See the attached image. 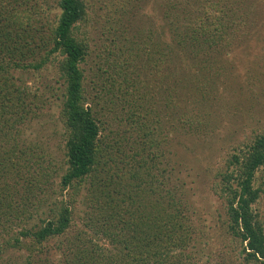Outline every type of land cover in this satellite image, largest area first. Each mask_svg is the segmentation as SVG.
<instances>
[{"label":"trees","instance_id":"16d2710c","mask_svg":"<svg viewBox=\"0 0 264 264\" xmlns=\"http://www.w3.org/2000/svg\"><path fill=\"white\" fill-rule=\"evenodd\" d=\"M93 2L58 0L59 15L45 21L35 9L41 6L37 0H8L0 6V264H18L5 259L12 249L28 253L23 264H53L35 257L52 239L67 238L76 205V198L68 197L84 188L92 213L86 228L67 239L60 264H196L189 252L196 234L190 208L177 185L168 187V170L159 159L166 155L168 133L181 129L172 117L184 110L180 95L187 102L192 98L179 78L184 61L204 48L215 50L222 41L234 45L242 28L240 9L226 0H207L185 30H161L155 39L152 28L129 27L121 20L114 28L119 6L107 1L102 16L103 33L109 35L107 59L91 71L89 81L83 65L92 48L78 32L89 22ZM121 2L123 14L130 16V0ZM24 5L36 12L30 14ZM54 61L64 87L63 173L43 167V155L20 145L21 127L36 119L39 106L37 92L21 78L18 84L13 73L39 71ZM108 114L129 122L119 124L125 130L112 132L105 124ZM236 149L212 189L222 203L230 241L240 249V264H264V218L257 209L264 194V179L258 182L259 173L264 176V132ZM56 176L61 199L51 203L48 217L30 225L50 199Z\"/></svg>","mask_w":264,"mask_h":264},{"label":"rangeland","instance_id":"374dc122","mask_svg":"<svg viewBox=\"0 0 264 264\" xmlns=\"http://www.w3.org/2000/svg\"><path fill=\"white\" fill-rule=\"evenodd\" d=\"M7 1L0 0V6H6ZM37 1L41 6L35 9L41 20L45 21L46 16L54 18L59 15L58 0ZM107 1H116L119 6L112 18L114 28L120 20L129 27L152 28L155 29V39L159 38L157 33L161 30H185L199 17L202 5L207 2L130 0V5H127L130 16H125L121 9L122 0H95L89 22L82 24L78 32L81 37L90 41L92 48L91 56L83 65L87 69L89 81L102 59H107L104 42L109 35L102 30L103 25H107L102 18L106 13L104 4ZM226 3L229 7L233 4L234 9H240L242 28L236 32L238 37L233 38L234 45L228 47L226 41H222L214 47L215 50L204 48L207 51L202 50L200 54L189 56L190 60L184 61L185 66L181 68L179 78L188 93L192 92V98L187 102V96L183 98L180 95L184 110L180 117H172L181 129L175 134L166 132L169 135L164 144L166 155L159 159L160 167L168 170V187H179L190 208L196 234L195 244L189 248V252L195 257L196 264L241 263L240 249L236 242L230 241L227 218L212 186L219 169H223L226 158L243 142L247 143L258 133L264 132V0H226ZM23 8L30 14L36 12L29 5H24ZM13 73L18 84L21 83L18 81L21 78L33 92H37L34 100L39 106L36 119L21 127L20 145H26L36 154L43 155V167H48L51 172L52 166L61 170L60 173L65 172L67 165L64 157V128L60 118L64 87L56 61L39 71L19 69ZM104 110L108 112L107 109ZM107 116L108 122L105 124H110L112 132L125 130L126 127L119 124H129L125 119L115 120L112 114ZM164 117L165 115L162 119ZM180 119L187 125L183 126ZM134 137L136 133L132 132V138ZM171 169L174 170L172 173ZM53 178L52 186H49L50 192L47 193L50 199L39 208V213L30 225L39 223V217H48L51 203L61 199L56 193L60 177ZM263 179V174L259 173L258 182ZM86 194L85 188L80 195L70 194L68 198L75 197L76 205L73 225L67 238L52 239L47 244L46 252L38 254L35 261L49 259L53 264H60L64 260V251H68L66 246L69 245L67 239L74 238L80 230L86 228L88 213H92L86 203ZM257 209L264 218V194ZM60 242L63 243L62 249L58 248ZM27 256L25 251L12 249L6 253L5 259L23 264Z\"/></svg>","mask_w":264,"mask_h":264}]
</instances>
